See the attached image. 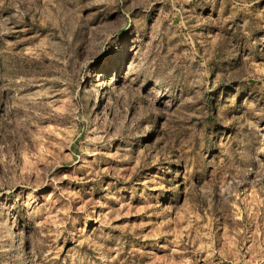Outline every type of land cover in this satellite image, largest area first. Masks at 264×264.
Here are the masks:
<instances>
[{"label": "rangeland", "instance_id": "obj_1", "mask_svg": "<svg viewBox=\"0 0 264 264\" xmlns=\"http://www.w3.org/2000/svg\"><path fill=\"white\" fill-rule=\"evenodd\" d=\"M0 264H264V0H0Z\"/></svg>", "mask_w": 264, "mask_h": 264}]
</instances>
